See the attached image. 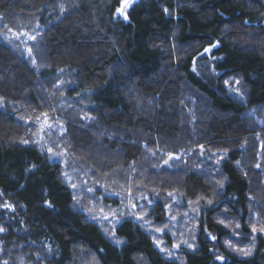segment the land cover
<instances>
[{"label":"trees","instance_id":"16d2710c","mask_svg":"<svg viewBox=\"0 0 264 264\" xmlns=\"http://www.w3.org/2000/svg\"><path fill=\"white\" fill-rule=\"evenodd\" d=\"M118 6L0 0V264H264V0H139L126 20ZM41 116L79 170L150 200V225L196 206L194 229L164 233L187 248L168 257L135 211L78 208L34 141Z\"/></svg>","mask_w":264,"mask_h":264},{"label":"rangeland","instance_id":"374dc122","mask_svg":"<svg viewBox=\"0 0 264 264\" xmlns=\"http://www.w3.org/2000/svg\"><path fill=\"white\" fill-rule=\"evenodd\" d=\"M139 0H119V6L117 7L115 11V16L118 19L126 20L127 14L130 8L136 4ZM19 29V27L17 28ZM18 36H23L24 38V45L27 43V45L30 42H33L35 37L33 35V31L26 30V29H20ZM13 36V35H12ZM24 45H22L24 47ZM21 47V46H20ZM23 47L21 49L23 50ZM26 53L29 54V49L25 48ZM204 54V53H203ZM208 61H204V65L207 68V70H204V73L208 75L210 73V70L212 68V63L210 62V59H207ZM62 80L60 81V83ZM83 104V103H81ZM35 131L33 133L34 135V141L35 142H41V144L47 149L48 156L52 160H56L61 163L62 165V173L63 178L66 182H69L70 185L75 184L76 185V196L77 198V207L80 209H83L89 216H93L94 218H97L99 216L103 217V220H107V222L113 224L118 220V217L126 216L127 214L132 213L135 211L134 219L137 221L143 222L146 226H149L150 228H154L155 235H159V239L157 240V246L161 251H164L168 257L174 258L176 256V253L179 252L181 247L186 246V242H190L187 237H179L178 241L172 237V239L169 242H166L164 238V233H172L175 228L180 229L181 227H185L187 230L194 229L196 219L198 216L197 207L194 206L192 209H189L190 214L187 216V214L182 213L178 208L169 206L168 211L165 213L166 221L165 222H156L153 223V225H150V223L146 220V215L148 210H145V205L149 201L145 196V198H140L139 201L134 202L128 198V196H131L127 193L126 198L123 200L122 195H126V193L119 192L117 189H122L121 185H115L116 182H114V185H110L106 177L104 179L100 178V175H97L94 171V178H91L87 176L85 173H83L81 170H79V164L78 162L74 161L72 158L71 151H66L65 148L61 145L62 137L64 135V128L63 124L56 120V123L52 121L51 118L47 116H41L34 122ZM204 157H208L210 155V152L202 153ZM171 156H169L166 159V163L170 160ZM175 159V157H173ZM172 159V160H173ZM220 156L216 159L219 160ZM171 160V161H172ZM170 161V163H171ZM69 163V164H68ZM116 171H113V174ZM115 175V174H114ZM79 176V177H77ZM122 178L123 175L121 174ZM119 176H112L110 179L112 181H120ZM124 179V178H123ZM87 185V186H86ZM80 186H85L80 189ZM89 186V187H88ZM73 187V186H72ZM88 194V195H87ZM169 198H171L173 201L175 200H181L180 196L176 194L175 192H171L168 194ZM84 200V201H82ZM124 201V202H123ZM108 205H111L110 207ZM139 209V211H137ZM252 210V209H251ZM137 211V212H136ZM147 211V212H144ZM180 212V213H179ZM254 213V212H253ZM252 213V214H253ZM251 214V213H250ZM167 222V224H166ZM187 227V228H186ZM255 228V231L253 229ZM188 229V230H189ZM260 228L252 227L250 232L251 241H253V238L258 234L264 231V229H261L262 231H259ZM170 233V234H171ZM264 235V232H262ZM173 236V234H172ZM228 244H233L231 241H228ZM250 251L247 250L246 252ZM177 258V257H175Z\"/></svg>","mask_w":264,"mask_h":264},{"label":"snow or ice","instance_id":"6c2138e0","mask_svg":"<svg viewBox=\"0 0 264 264\" xmlns=\"http://www.w3.org/2000/svg\"><path fill=\"white\" fill-rule=\"evenodd\" d=\"M253 231H255V228L253 229Z\"/></svg>","mask_w":264,"mask_h":264},{"label":"bare ground","instance_id":"6f19581e","mask_svg":"<svg viewBox=\"0 0 264 264\" xmlns=\"http://www.w3.org/2000/svg\"><path fill=\"white\" fill-rule=\"evenodd\" d=\"M48 87V86H47Z\"/></svg>","mask_w":264,"mask_h":264}]
</instances>
